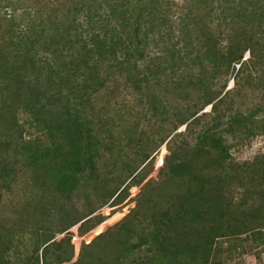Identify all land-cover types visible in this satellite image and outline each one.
I'll use <instances>...</instances> for the list:
<instances>
[{"label": "trees", "instance_id": "obj_1", "mask_svg": "<svg viewBox=\"0 0 264 264\" xmlns=\"http://www.w3.org/2000/svg\"><path fill=\"white\" fill-rule=\"evenodd\" d=\"M192 1L185 0L186 12L175 17L163 0H54L46 11V40L41 44L34 34L43 35L45 27L37 30L31 19L21 24L13 15L8 18L0 46L9 49L6 57L21 63L0 68V123L21 139L18 117L12 119L21 107L33 115L29 129L46 132V147L28 138L17 140L13 149L25 157L28 168L42 174L48 194L46 228L27 222L26 233L36 246L21 264L72 261L70 239L55 241L52 222L58 218L60 234L79 225L82 236L102 220L91 207L86 214L72 210L71 196L80 188L91 187L102 207L109 200L115 207L127 197L128 185L122 190L112 186L121 177H104L100 163L106 154L111 159L117 155L114 165L120 161L117 153L124 141L128 147L134 143L138 123L128 135L114 139L110 130L95 132L89 117L97 97L122 84L147 100V111L164 115L167 106L149 87L166 82L177 102L173 113L185 131L174 130L161 140L169 152L161 179L145 184L136 206L119 222L82 243L72 264H221L222 255L232 259L240 242L264 244V178L260 188H250L255 186L252 175L264 176V157L239 163L230 154L234 142L229 144V137L238 138V145L244 137L264 136V111L259 102L246 109L243 99L242 105L232 101L236 90H219L247 49L249 59L239 65L237 77L250 68L264 73V40L242 37L238 26L244 23L250 32L257 21L264 22V0ZM214 15L223 21L217 37L203 23ZM149 42L154 44L151 53ZM26 68L30 73L21 74ZM43 74L46 94L38 89ZM234 79L239 86V78ZM258 80L264 83L260 75ZM206 106L210 112L202 113ZM181 138L193 142L176 147ZM151 162L145 155L139 168L127 165L130 182L140 185ZM5 230L0 232V264H11L7 255L12 239Z\"/></svg>", "mask_w": 264, "mask_h": 264}, {"label": "rangeland", "instance_id": "obj_2", "mask_svg": "<svg viewBox=\"0 0 264 264\" xmlns=\"http://www.w3.org/2000/svg\"><path fill=\"white\" fill-rule=\"evenodd\" d=\"M53 1L54 0H0V44L6 35L5 31L9 26L7 20L10 15L18 18L17 22H21V24L26 21V19H31L37 30L45 27V33L43 32V35L38 32H35L34 34L36 40L39 41L38 43H43V41L46 40V11L50 10ZM57 1L62 2V0ZM163 1L169 7V13L175 15V17L178 14L186 12L185 8L188 5L185 3V0ZM188 2L189 4L190 2L191 4L194 3L192 0H188ZM54 7H56L55 4ZM203 23L208 30L213 32V36L217 37L222 34L223 21L221 16L214 15L207 17L203 19ZM238 26L242 37L246 39L249 37H255V39L258 38L264 40V22L257 21L253 25V29H249L250 32L245 29L244 23H240ZM148 44V52L151 53V51H154V44L150 42ZM246 44L247 43L245 42L243 47L246 46ZM39 52L41 55L44 54L43 50H40ZM7 55H9V49L4 48L2 50V47L0 46V68L2 65L9 68L15 64L21 63V60L14 61L11 59V56L6 57ZM248 59L249 51L247 49L244 51L241 60L233 63L229 75L222 79L219 90L224 89L225 92L229 91L232 93L236 90L232 95V101L241 104V100L243 99L246 109L252 108L253 104L259 102L264 111V83H258L259 75L264 78V73L259 72L260 68H250L249 71L247 70L245 73L238 75L237 77L239 65ZM23 73L24 75L30 73V69L26 68L21 72V74ZM45 77V74L41 76L38 85V89L40 92H43V94H46V84L44 83L46 80ZM234 78H236V80L239 78V86H236ZM43 83L44 85H42ZM166 84V82L158 86L151 84L149 87L154 90L153 93L157 94L159 98H162L160 101L167 106L164 115L157 114L153 110L147 111L149 108L147 100L141 99L136 92L131 91L132 88L126 89L123 84L110 90L109 93L100 94L92 104L89 117L92 120L91 123H93L92 128H97L95 129V132L99 133L100 131V133H104V129H106L109 133L110 130L113 134L112 137L115 139L118 135H128L130 130L132 131L134 123H138V134L136 135L134 143L129 142V147L126 144V141L123 142V149L121 150L120 147L121 152L117 153L119 155L121 154L122 158H120V161L117 162V164H113L117 159L116 154L112 159L109 154H106V161L102 160L100 163L101 175L108 177L109 180L115 176L121 177L120 180L115 181L114 184L111 183L112 186H123L121 188L122 190L128 185L127 197L122 203L115 207H111L110 204L113 200H109L107 205L102 207V199H100L101 201L98 200L99 198L95 196L96 194L93 192L92 188L86 187L83 189L82 187L71 196V202L69 205L72 206V210L79 211L81 214H86L90 207L91 209H96V215L102 217L101 223L82 236H80L78 231L79 225L74 226L76 229H72V227L66 232L60 234L57 233L59 230L58 218L52 222L53 224L51 223V233L54 234L55 241L69 238L70 244L73 246L74 257L70 263L65 264H72L77 261L82 243L91 242L99 234L115 225L126 214H128L136 206L138 197L146 191V187L144 186L149 180L157 182L161 179L159 173L162 168L165 169V157L169 153L166 144H160L161 140L165 138V136L171 135L174 130H176L175 133L182 134L185 131V126H179V119L175 118L174 114L176 113H173V108L176 107L177 102L172 97L170 88L164 86ZM40 85L42 86L40 87ZM143 90L144 93L149 94L146 88ZM21 93L23 95L27 94V89L24 88ZM7 95L12 97L13 91L10 90ZM20 97L23 96L20 95ZM15 102L18 103L17 100H15ZM43 102L45 101L43 100ZM14 111L15 113H10L13 114L12 119L16 116L18 117L21 129H18L17 131H21L18 133V135H22L21 139L27 140L28 138H31L33 140H40L41 144L46 147V132L36 131V127H33L34 130L29 129V124L33 123V115L24 112L21 107H17ZM160 111H163L162 108ZM146 112H148V115L145 116ZM209 112L210 106H206L202 110V113ZM105 122L106 125L103 128H100ZM19 139V136H16V134L10 136V130L6 128L4 123H0V232L3 229H6L5 232H7L12 239L13 248L7 255L11 264H21L26 258L34 255V248L36 245L32 236L26 233L25 225L27 222H35L37 225L42 224L46 228V197L48 196L46 193V180L41 176L42 174L40 172L26 166L24 161L25 157L23 155H17L14 152V145L17 144L16 142ZM237 139L238 138L235 140L229 137V144L234 142L235 146L230 151V154L236 161L243 163L251 160L253 161L255 157H264V136L258 135L249 138L244 137V140L236 145L235 142H238L239 140ZM183 141H189V143L193 142L191 139L181 138L177 140L176 147H178L177 145H183ZM116 142L117 141L115 140V143ZM113 147L118 151L119 147L117 146V143L114 144ZM145 155H150V159H152L151 164H148V166L151 165V170L143 182L140 185H136L133 183L134 180L130 182L132 178L129 179V172L124 170H126L127 165L132 167V169L139 168L142 165L143 157ZM4 167L7 168L5 172L3 171ZM142 168L143 167L140 169ZM4 174H7L9 179H7ZM140 174L142 177V173ZM250 174L251 173H249V176ZM136 178L139 179L138 176ZM261 178H264V176L258 174L252 175L251 181L256 186L250 185L252 190L260 188ZM262 183L261 190H264V180H262ZM39 218L42 219L40 222L42 221L44 223L38 222ZM115 221L117 222L112 224ZM240 245L241 247L239 249L230 254L232 259H229L227 254L222 255L221 264H264V244L258 245L251 242H240ZM39 256H41L40 252Z\"/></svg>", "mask_w": 264, "mask_h": 264}, {"label": "bare ground", "instance_id": "obj_3", "mask_svg": "<svg viewBox=\"0 0 264 264\" xmlns=\"http://www.w3.org/2000/svg\"><path fill=\"white\" fill-rule=\"evenodd\" d=\"M118 218V217H117Z\"/></svg>", "mask_w": 264, "mask_h": 264}]
</instances>
